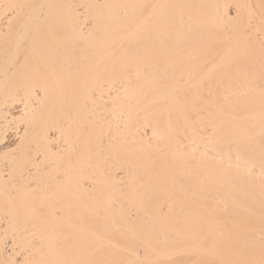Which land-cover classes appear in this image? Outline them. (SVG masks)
<instances>
[{
    "label": "bare ground",
    "instance_id": "bare-ground-1",
    "mask_svg": "<svg viewBox=\"0 0 264 264\" xmlns=\"http://www.w3.org/2000/svg\"><path fill=\"white\" fill-rule=\"evenodd\" d=\"M253 4L0 0V264H264Z\"/></svg>",
    "mask_w": 264,
    "mask_h": 264
},
{
    "label": "rangeland",
    "instance_id": "rangeland-1",
    "mask_svg": "<svg viewBox=\"0 0 264 264\" xmlns=\"http://www.w3.org/2000/svg\"><path fill=\"white\" fill-rule=\"evenodd\" d=\"M226 3L227 2H225L224 3V7L225 6H227L228 8H227V12L230 14V12H231V14H233L234 15V9H235V7H234V5L232 4V2L231 3H227V5H226ZM261 3H263V2H261ZM251 4V3H250ZM252 5V4H251ZM262 5L264 6V4H261V6H260V4H259V7H258V5H257V7L258 8H256V5L254 6V4H253V6H250L251 8H249V6L247 7L248 8V12L250 11V14H249V17L247 18V26H248V28H250L251 29V32H252V35L254 36V38L257 40V43L261 46H259V48H256V47H254V43L255 42H252V39L251 38H248V39H250V41H247V39L245 40V41H247L248 43L246 44V42H245V45H246V47H245V51H243V52H245V54H243L242 56H245V58H243V59H245L246 60V62H247V64L245 63V60H243L242 59V57H241V55H239V57H238V59H239V61H238V59L237 60H235V61H233V62H236V63H231L232 65H235L233 68H232V73L234 72V70L233 69H235V67L237 66V63L239 64V62H240V65L239 66H237V69H235V72H236V70H238V72H239V69H238V67L241 69V68H247L246 66H250V65H254L255 66V64L257 65V66H255V68L252 66L250 69H246L247 70V72L249 73L250 72V70H251V72L249 73V76H253V75H251V73L252 74H254L253 72L255 71V75L254 76H256V79L254 78V80L253 79H251L252 81H255L256 82V80H257V85L258 86H260V88L259 89H261V86H263V90H259L260 92L259 93H261V95L262 94H264V83H262L263 81L261 80V79H264L263 78V75H264V73L263 72H261V74H259L260 72H259V69L261 68L262 69V71H264L263 70V68H264V51H262L263 49H264V7H262ZM226 8V7H225ZM233 12V13H232ZM260 21V22H259ZM258 22V23H257ZM258 24V25H257ZM227 24H223V25H221L222 26V28H221V26L219 25V27L217 28V33H216V35H218L217 37H218V43L216 44L215 43V45L219 48V49H223V50H227L228 49V46H229V48H230V46L232 45V43L234 42V41H232V37H234L235 38V36L233 35L232 36V32H233V28H230L228 25L226 26ZM233 26H235V25H233ZM234 30H235V28H234ZM232 31V32H231ZM233 34H236V31L233 33ZM221 36H223V38L224 37H226L224 40H223V38H221V40H219L220 38L219 37H221ZM223 40V41H222ZM234 40V39H233ZM237 42V40L235 39V42L234 43H236ZM241 42V41H240ZM242 43H243V41H242ZM242 43L240 44V45H242ZM251 43H253V44H251ZM249 44V45H248ZM233 45H235V44H233ZM236 45H239L238 43H236ZM251 45H253V46H251ZM257 45V44H256ZM248 46V47H247ZM250 46H251V48L252 47H254V50L252 49H250L252 52L251 53H249L250 54V56H251V54H252V56H253V58L252 57H250L249 58V54H247L248 53V51H250L248 48H250ZM212 48V47H211ZM262 48V49H261ZM260 49V50H259ZM247 51V52H246ZM257 51H260V52H257ZM261 51H262V53H261ZM254 52V53H253ZM259 53V55H257V54H255V53ZM255 56H256V58H257V60H256V58H255ZM242 60V61H241ZM247 60H249V61H247ZM257 61V62H254V61ZM248 62H249V64H248ZM254 62V63H253ZM253 63V64H252ZM243 64H245L246 66L245 67H243ZM258 64H260L259 66H258ZM262 65V66H261ZM242 66V67H241ZM259 68V69H257V68ZM263 67V68H262ZM253 69H256V70H253ZM260 69V70H261ZM252 70H253V72H252ZM258 70V71H257ZM257 71V72H256ZM260 75V76H258V74ZM261 75H262V77H261ZM260 77H261V79H260ZM253 78V77H252ZM261 80H259V79ZM255 83V84H256ZM258 83H260V84H258ZM256 92V91H255ZM264 96V95H263Z\"/></svg>",
    "mask_w": 264,
    "mask_h": 264
}]
</instances>
